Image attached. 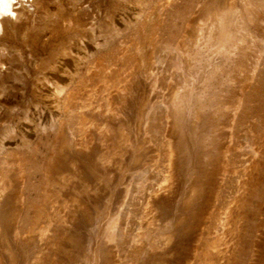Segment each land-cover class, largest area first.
<instances>
[{
	"label": "rangeland",
	"instance_id": "374dc122",
	"mask_svg": "<svg viewBox=\"0 0 264 264\" xmlns=\"http://www.w3.org/2000/svg\"><path fill=\"white\" fill-rule=\"evenodd\" d=\"M23 6L0 264H264V0Z\"/></svg>",
	"mask_w": 264,
	"mask_h": 264
},
{
	"label": "bare ground",
	"instance_id": "6f19581e",
	"mask_svg": "<svg viewBox=\"0 0 264 264\" xmlns=\"http://www.w3.org/2000/svg\"><path fill=\"white\" fill-rule=\"evenodd\" d=\"M24 0H0V27L5 21L7 13L20 16L23 14Z\"/></svg>",
	"mask_w": 264,
	"mask_h": 264
}]
</instances>
